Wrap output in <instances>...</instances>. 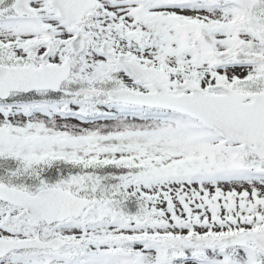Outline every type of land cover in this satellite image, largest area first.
I'll list each match as a JSON object with an SVG mask.
<instances>
[{
    "label": "snow or ice",
    "instance_id": "obj_1",
    "mask_svg": "<svg viewBox=\"0 0 264 264\" xmlns=\"http://www.w3.org/2000/svg\"><path fill=\"white\" fill-rule=\"evenodd\" d=\"M0 264H264V0H0Z\"/></svg>",
    "mask_w": 264,
    "mask_h": 264
}]
</instances>
